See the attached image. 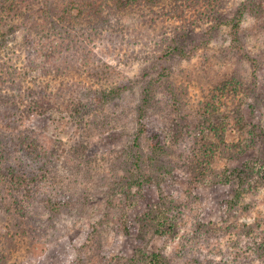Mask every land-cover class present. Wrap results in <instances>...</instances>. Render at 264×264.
<instances>
[{"label":"rangeland","instance_id":"obj_1","mask_svg":"<svg viewBox=\"0 0 264 264\" xmlns=\"http://www.w3.org/2000/svg\"><path fill=\"white\" fill-rule=\"evenodd\" d=\"M29 1L0 23V264H264V0Z\"/></svg>","mask_w":264,"mask_h":264},{"label":"trees","instance_id":"obj_2","mask_svg":"<svg viewBox=\"0 0 264 264\" xmlns=\"http://www.w3.org/2000/svg\"><path fill=\"white\" fill-rule=\"evenodd\" d=\"M0 1L2 2V4H0V23H2V24L6 23L7 21H12L13 19L17 18V16L21 13V7L22 6L29 7L32 4L31 1H29V0H0ZM147 1H156V0H147ZM6 2L9 3L8 6L5 7L6 6L5 5L3 7V4H5ZM83 2H84V0H82V2H80V3L75 2L74 5L76 7H80V9H81V8H83L82 7ZM90 5L91 4H89V6ZM24 9H26V8H24ZM92 9H94V7H92ZM0 159H1L2 163L5 162V166H7L8 168L12 169L13 167L16 166L15 164L13 166L11 163H6V157H5V151L4 150H2L0 152ZM2 176L3 175H1V172H0V177H2ZM2 178L5 180H8V174H6V177H2ZM129 263L140 264V262H138V260H136V259L134 261H129ZM145 264H167V263L165 260H162V257L159 258L158 256L152 255L149 258L148 263H145Z\"/></svg>","mask_w":264,"mask_h":264}]
</instances>
